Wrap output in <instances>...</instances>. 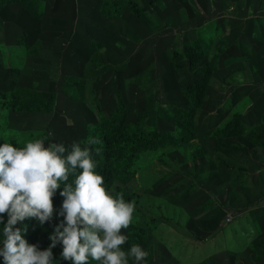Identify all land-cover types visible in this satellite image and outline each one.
<instances>
[{
    "label": "rangeland",
    "instance_id": "1",
    "mask_svg": "<svg viewBox=\"0 0 264 264\" xmlns=\"http://www.w3.org/2000/svg\"><path fill=\"white\" fill-rule=\"evenodd\" d=\"M35 1L0 0V11L5 12L0 23L10 21L2 26L0 94L21 96V102L29 92L44 95L22 102L37 112L7 115L6 135H12L10 143L17 147L30 140L20 136L22 131L31 139L63 142L66 147L91 137L99 141L93 145L100 152L105 151L102 137L112 136L122 148L112 162L123 154L129 157L134 149V159L140 158L136 180L143 189L135 183L136 193L130 194L137 204L132 222L121 230L128 236L122 247L137 243L134 235L152 224L161 228L151 233L155 239L149 250L157 249L165 237L174 242L166 228L183 217L188 204L208 198L220 209L207 206L196 214L217 218L227 198L235 196L244 168L261 172L264 147L258 152L259 147L250 142L252 147L247 146L246 140H232L247 154L228 156L213 149L211 133L229 119H241L236 130L243 126V137L255 144L252 137L264 129V0H97L91 5L96 8L93 15L79 11L76 26L67 27L68 57L48 36H41L54 25L65 29L60 26H65L67 11L59 5L64 0H39L41 11H34ZM35 13L40 18L35 19ZM16 20L26 24L23 31L16 28ZM92 25L95 30H89ZM60 64L65 73L57 72ZM44 74L51 84L42 83ZM48 93L57 96L52 116L45 108ZM189 139L196 141L194 148L187 146ZM216 156L230 158V164L215 167ZM207 183L213 185L206 189ZM54 199L62 198L57 194ZM53 226L51 221L38 225L28 242L43 250ZM218 239L223 247L226 241ZM59 251V246L53 249L54 259ZM161 255L166 258L151 251L146 260Z\"/></svg>",
    "mask_w": 264,
    "mask_h": 264
},
{
    "label": "clouds",
    "instance_id": "2",
    "mask_svg": "<svg viewBox=\"0 0 264 264\" xmlns=\"http://www.w3.org/2000/svg\"><path fill=\"white\" fill-rule=\"evenodd\" d=\"M98 142H0V264H146L141 245L122 247L135 202L107 188L93 155L98 150L89 147ZM57 194L62 199L54 208ZM29 219L39 226L56 221L43 250L26 239Z\"/></svg>",
    "mask_w": 264,
    "mask_h": 264
},
{
    "label": "crops",
    "instance_id": "3",
    "mask_svg": "<svg viewBox=\"0 0 264 264\" xmlns=\"http://www.w3.org/2000/svg\"><path fill=\"white\" fill-rule=\"evenodd\" d=\"M232 140L241 144L246 140L247 146H251V143L259 147L258 152L264 147V142L261 145L253 144L250 138L246 139L243 136L232 138ZM228 145L232 144L228 143ZM220 152L228 156H231L232 153L234 155L247 154L244 152L243 146L236 145H233L232 151L229 153ZM225 159L230 161V158ZM253 170L255 171L254 168L250 170L244 168L243 173L238 176V188L235 196L227 198L224 211L217 218L216 216L212 218L200 217L195 213L199 208L203 210L207 206L220 209L216 204L208 201L201 204L193 203L190 216L183 215L179 220L174 219V223L171 224L173 226L166 228V232H173L174 242L165 237L164 242H158L157 249L149 250L155 239L151 233L157 228H161V226L152 224L150 232L147 233L148 242L145 250H149V253L163 248L166 250L164 253L166 258L151 257L146 260V263L264 264V167L260 173ZM176 229H179L180 232L175 233ZM218 238H221V241H226L223 247H219ZM209 247L214 249L213 253L209 254ZM148 257L150 256L148 255Z\"/></svg>",
    "mask_w": 264,
    "mask_h": 264
},
{
    "label": "trees",
    "instance_id": "4",
    "mask_svg": "<svg viewBox=\"0 0 264 264\" xmlns=\"http://www.w3.org/2000/svg\"><path fill=\"white\" fill-rule=\"evenodd\" d=\"M46 1V0H43ZM49 2H52L53 0H48ZM90 1L92 3H90ZM95 1L97 0H64V3H59L61 10H65L67 11L66 15L63 18V22L62 25L65 26H60L62 28H65L61 31L57 30V28L55 27L56 25H54V28H50L49 32H42L41 36L43 37H47L50 38V41L52 42V45H54L55 47H57L61 52H63L66 57H68V51L66 48V42L67 39L70 37L69 34V30H67V27H72V26H76V24L78 23V21H76L74 19V15L76 13H78L79 11H94V9L96 10V8H91L92 6H96ZM35 4V9L34 11H41L42 4L39 0H36L34 2ZM54 6L56 3H52ZM95 4V5H94ZM92 5V6H91ZM45 9H48L49 4H45ZM16 11H23L22 9H18ZM4 11H0V16L4 15ZM92 13V12H91ZM93 15V13H92ZM69 17V18H67ZM39 17V13H35V19H38ZM76 19H78L76 17ZM81 19V17H80ZM10 21H8L6 18L3 20V23H0V51L2 52V56H4V51H2L1 46L4 43V39L3 36L5 35V33L3 32L2 26H5L7 23H9ZM13 22V21H12ZM16 22V28H19L20 30L23 31V27L26 25L23 23V20L20 22ZM82 24L84 26L88 25V21L85 20L82 22ZM92 24V23H90ZM27 29H31L30 26H26ZM96 26L92 25L90 27L89 30H95ZM81 30H85L83 26H81ZM5 47V46H4ZM80 56H77L74 61L78 60ZM117 61V60H115ZM114 62V60H113ZM119 62V61H117ZM66 68L65 65L60 64V71H57L58 73L62 74L65 73ZM54 77H55V81H58V75L55 72L54 73ZM41 81H43V84L49 85L52 83L51 80H47V74H44L40 77ZM49 94V98L46 101V109H47V113L49 116H52L55 112V108L57 105V96L55 95V97ZM44 95H38V93L35 92H29V94L24 95V97L27 98H32V99H37V100H41V98ZM21 96H10L8 93L6 92H1L0 94V140H2L3 142H11V138L12 135H6V129L5 126L8 125L9 120L7 119V115H10L12 112H33V111H38V108L35 109H30V108H25L24 104L22 103L25 99H23V101H20ZM55 99V100H54ZM9 103H12V105H10ZM51 118V117H50ZM230 120V119H229ZM228 121L224 122L220 128H217L216 131H213L211 133V139L212 142H214V146L213 149H216L218 152L223 151L226 153H229L232 151V147L233 145H228V143L232 144V138H236V137H240L243 136L245 134V130L244 127L241 126L238 130H236L241 123V119H239L238 121L232 122L230 123ZM240 124V125H239ZM222 128V129H221ZM219 129V130H218ZM233 130H235V133H233ZM170 134H174L175 137H178V133H172L171 131H169ZM20 136H22L23 138H28L31 139L30 134L27 131H22L21 133H19ZM165 138H168L167 135H165ZM228 139V140H227ZM114 140L116 141V139L114 138ZM112 139L111 137H108L107 135H104L102 137V140H100V143L103 142L104 147H105V151L100 152L99 148L95 145H89L90 149L93 150H98V152L93 151V155L97 161V171L104 177V181L105 184L107 186V188L113 193V194H119L122 195L123 198L127 201V200H131V196L130 194L132 193H136L135 190V183L137 184L138 188L140 190H142L143 188L137 183L136 180V173H137V166L139 164V159H134V155L136 154V151L134 149L130 150V155L129 157L124 156V154L122 155L120 160L114 161L112 162V157H116L117 155H121L122 152H120L121 146L118 145V143H116ZM252 140H255L256 144L261 145L264 142V129H262V131L257 129L256 132V136L252 137ZM220 141V142H219ZM81 144H84V141H81ZM186 144L187 146L194 148L196 141L189 139L188 143L186 140ZM217 159V160H216ZM214 163L215 167H221V162L224 163H229L230 161L223 158V157H218L216 156ZM223 168V167H222ZM225 169V168H224ZM79 170H77L78 172ZM213 176V175H212ZM74 179L73 176L69 177V182H71V180ZM210 184V183H207ZM203 185V184H202ZM213 184L210 185H206L204 186L206 189H209ZM144 193V192H140ZM204 201H210V199L208 198H203ZM53 204H54V208L58 207L59 203L61 200L59 199H54ZM135 202V201H134ZM137 203L135 202V205ZM193 205V203H192ZM187 208V209H186ZM191 203L188 204L187 207H185L184 210V215L190 216V212H191ZM207 210V209H206ZM199 210H196V212H198ZM55 216V213H54ZM51 222H53L54 224L56 223L55 219H53ZM26 224H28V232H27V237L26 239L28 241H30V237L34 236V232L38 229V221H35L34 219H29L25 221ZM172 224V223H171ZM151 229V225H149L148 228H144L142 229V233L139 234H135L134 235V239L137 243L134 244H139L141 245L142 248L146 249V243L148 242V238H147V233L150 232ZM159 252H161L162 254L166 253L163 248L160 250H157ZM158 258H162V255ZM92 264H96L95 261L92 262ZM147 264V263H146Z\"/></svg>",
    "mask_w": 264,
    "mask_h": 264
}]
</instances>
